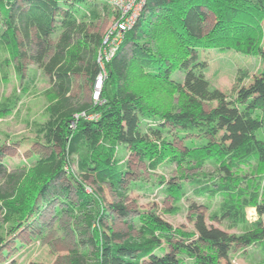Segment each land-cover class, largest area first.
Returning <instances> with one entry per match:
<instances>
[{"label":"trees","instance_id":"obj_1","mask_svg":"<svg viewBox=\"0 0 264 264\" xmlns=\"http://www.w3.org/2000/svg\"><path fill=\"white\" fill-rule=\"evenodd\" d=\"M66 2L0 0L5 25L0 29V87L8 80L9 67L14 62L18 74L23 76V47L35 48L39 54L48 53L50 39L57 32H61L66 44L50 56L54 77L51 93L56 103L50 107L51 122L43 130L48 142L59 141L60 152L54 151L45 162L41 160L38 181L32 184L21 202H17L19 206L14 202L25 177L28 179V167H16V171L3 173L5 184L0 185V209L12 213L15 223L36 213L40 201L49 202L53 200L51 196L57 194L55 182L59 178L64 175L73 178L64 165L70 162L71 153L80 150L83 155L79 167L92 172L96 179L106 180L115 190H120L125 183L131 153L145 161L151 170L172 162L179 169L194 160L199 168L204 161L211 160L218 173L192 176L190 185L195 194L222 195L220 215L231 219L234 225L245 226L242 233L214 236L207 228L174 227L152 210L135 220L140 225L139 241L131 237L116 242L111 233L103 234L101 222L110 212L102 197L94 190L88 193L80 181L76 193L82 203L75 206L64 200L66 208L60 211L87 223L91 232L87 244L93 251L89 255L72 256L68 264H141L143 260L150 264H181L182 254L189 255L193 264H218L221 255L235 245L264 249L263 222H249L245 210L251 205L260 215L264 214V189L259 188L260 183L252 182L247 175L239 176L235 171L241 165H251L254 159L264 168V0H149L148 22H140L129 30L114 55L103 58L104 66L96 60L98 47L90 46L86 39L95 41L98 35L82 34L83 39L77 38L74 43L77 18ZM205 9L214 15L211 24ZM203 49H235L257 54L263 66L249 83L236 89L235 98L229 99L226 93L211 88L201 63L197 62L199 51ZM132 66L174 89L176 93L167 92L171 96L168 105L153 100L145 102L142 95L129 86ZM102 69L108 74L100 99L94 104L73 107L70 96L73 75L87 73L93 83ZM177 74L181 75L182 82ZM212 100L219 105L206 111L204 104ZM12 107L0 104V117ZM84 110L97 113L99 117L76 120L75 114ZM171 127L176 134L170 133ZM177 134L189 136L184 152L174 143L173 136ZM187 176L184 174L177 182L165 185L161 177L155 186H163V190L180 198L186 192L183 180ZM243 180L249 184L244 186ZM68 188L60 185V191ZM109 206L117 207L116 203ZM93 223H98V227L92 226ZM14 230L15 226L10 234L15 235Z\"/></svg>","mask_w":264,"mask_h":264},{"label":"rangeland","instance_id":"obj_2","mask_svg":"<svg viewBox=\"0 0 264 264\" xmlns=\"http://www.w3.org/2000/svg\"><path fill=\"white\" fill-rule=\"evenodd\" d=\"M66 3L77 18L78 30L73 39L74 43L77 38L83 39L80 38L82 34L98 35L95 39L100 41L98 44L94 40L90 41L89 37L86 39L90 46L98 47L96 60L103 64L104 56L109 55L113 47L112 40H108L109 33L116 23L115 10L101 0H79L76 3L67 0ZM67 7H64L65 10ZM206 12L207 21L211 24L214 15L210 11ZM149 18L150 14L147 11L141 22L146 23ZM3 21V13L0 10L1 30L5 28ZM60 35L61 32H57L51 37V50L45 54L37 53L35 48L23 47L21 57L24 66L23 76L18 74L14 62L9 67L8 80L4 81L0 87V104L13 106L6 115L0 117V171H3L0 173V185L5 184L3 173L16 171L18 169L16 167H28L26 170L28 179L26 176L24 183L21 184L24 190L16 196L17 199L14 202L16 206H19L17 202L30 191L32 184L37 183L38 175L42 170L41 160L45 162L54 151L57 154L60 152L59 141L57 140L55 144L48 142L43 131L51 122L49 121L52 118L50 107L56 103L51 93L54 77L50 67V56L59 51L62 45H66ZM262 42L264 45V39ZM199 52L197 62L201 63L211 88L226 93L229 99L235 98L236 89L243 83H249L252 76L260 72L263 66L259 55L245 54L235 49H203ZM107 74L106 69H102L93 83L89 81L87 73L74 74L70 92L72 106L79 108L80 105L94 104L98 101ZM177 77L181 80L179 82H182L181 75L177 74ZM99 81L101 86L98 85ZM160 82L154 76H145L135 66L130 69L129 86L136 89L145 102L153 100L162 105H168L171 96L167 92H176ZM218 105V101L212 100L206 102L204 108L209 111ZM78 112L75 114L76 120L79 117L88 120L99 117L97 113L90 110ZM71 125L74 126V122ZM175 131L173 127L170 128L172 135ZM173 137L176 147L182 152L186 151L189 136L180 137L177 134ZM82 155V150L69 155L70 162L65 163L64 167L72 173L73 178L65 175L59 178L55 182L58 188L57 194L51 196L53 200L40 201L37 212L29 214L22 220V228L21 223H15L12 213H7L4 208L0 209V264H68L69 258H73L72 256L78 253L87 255L92 253L93 247L87 244L91 236L87 223L75 220L67 212L60 211L66 208L64 200L72 202L75 206L82 203V199L76 193L80 181L86 186L88 193L92 194L96 191L102 197L108 213L110 212L101 222L103 234L111 233L112 237L114 236L112 240L116 242L130 240L131 237L138 240L141 235L140 225L135 220L152 210L174 227L186 230L207 228L214 236L219 233L238 235L245 230L242 224L234 225L231 219L220 215L219 211L224 201L222 195L195 194L190 185L192 176H200L203 172L211 173V175L218 173L216 164L211 160L204 161V165L199 168L194 165H198L194 160L188 166L184 165L179 169L177 164L172 162L151 170L147 168L145 161L140 160L135 153H131L130 156L128 155L129 172L126 173L125 183L120 190H115L106 180L96 179L92 172L79 167ZM259 163L254 159L251 165H241L235 171L239 173V176L247 175L252 182L260 183L259 188L264 189V168L259 166ZM34 164L36 165L33 166ZM184 174L188 175L183 180L186 192L180 198L175 197V194L169 190H163V186L161 188L155 186L159 180H162L161 177L165 185L177 182ZM259 177L261 179L257 180ZM247 183L249 184L248 181H242L244 186H247ZM61 184L67 185L68 190L60 191ZM110 203H116L117 207L125 209L119 210L117 207L111 209ZM245 210L249 222L261 220L264 225V214L260 215L256 207L250 205ZM93 225L98 227V223ZM14 226L15 235L10 234ZM86 257L89 258V256ZM191 259L189 255L182 254L181 264H193ZM141 264L150 263L143 260ZM218 264H264V249L254 245L251 247L235 245L221 255Z\"/></svg>","mask_w":264,"mask_h":264},{"label":"built area","instance_id":"obj_3","mask_svg":"<svg viewBox=\"0 0 264 264\" xmlns=\"http://www.w3.org/2000/svg\"><path fill=\"white\" fill-rule=\"evenodd\" d=\"M106 2L112 9L115 10L116 14V23L113 30L110 31V40H112V48L109 52V55L104 57L109 59L112 57L116 51L118 45L121 44L125 34L133 29L138 23L141 22V19L146 14L147 4L149 0H103ZM101 86V81L98 85Z\"/></svg>","mask_w":264,"mask_h":264}]
</instances>
